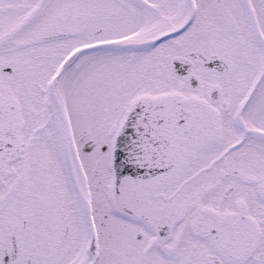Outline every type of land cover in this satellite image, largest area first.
Instances as JSON below:
<instances>
[{"label":"snow or ice","instance_id":"6c2138e0","mask_svg":"<svg viewBox=\"0 0 264 264\" xmlns=\"http://www.w3.org/2000/svg\"><path fill=\"white\" fill-rule=\"evenodd\" d=\"M0 264H264V0H0Z\"/></svg>","mask_w":264,"mask_h":264}]
</instances>
